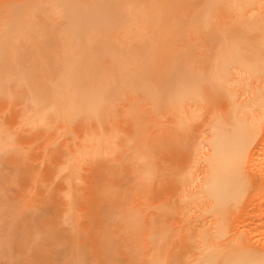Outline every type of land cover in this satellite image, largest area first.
<instances>
[{
  "label": "rangeland",
  "instance_id": "374dc122",
  "mask_svg": "<svg viewBox=\"0 0 264 264\" xmlns=\"http://www.w3.org/2000/svg\"><path fill=\"white\" fill-rule=\"evenodd\" d=\"M19 1L0 0V264L264 261V184L222 206V235L203 191L214 120L236 111L264 147V0H77L95 17L41 6L8 35ZM182 69L201 94L172 109ZM188 141L174 187L170 150Z\"/></svg>",
  "mask_w": 264,
  "mask_h": 264
},
{
  "label": "bare ground",
  "instance_id": "6f19581e",
  "mask_svg": "<svg viewBox=\"0 0 264 264\" xmlns=\"http://www.w3.org/2000/svg\"><path fill=\"white\" fill-rule=\"evenodd\" d=\"M31 1L32 3L19 1L10 4L13 6L11 9H7V11H13V13L7 21L9 30L6 32L8 35L11 32H23L31 20L30 18L36 16V11L43 8L41 6L65 8L68 19L95 17L94 12L90 10H87L85 13L82 11L79 12L80 8L76 4L77 0ZM102 4L105 6L103 11H107L105 9H109V7L106 6V3ZM21 10H28L29 15L17 17L16 13ZM2 38L0 37V85H2V82L4 83L10 80L8 78L9 76L4 72L6 69L4 63L7 57V51H5L6 43L1 41ZM50 57L51 55L46 60L49 61ZM226 70L222 71V76L228 75L227 72L229 71ZM199 77L200 75L193 70L182 69L171 78L169 83L170 88L168 89V102L172 109L176 108L177 105L184 108L189 101L200 97L201 82L198 79ZM39 87L41 86L39 85ZM49 93V97L52 100H56L60 93V86L57 85ZM227 124H230L228 128L226 127ZM210 125L212 127V130L208 133L210 138L206 140L209 153L205 158L208 168L206 176L204 177L203 191L208 198H212L215 201L212 204V209L217 216L214 228L217 230L216 233L222 235L224 234V230H222L224 224H222L219 218L222 206L230 200H236L240 197L244 198L254 187H257L259 184H264V147L263 144H260V141L263 140H260L262 138V129L254 124L251 127H247L243 118H240L236 111L233 112L230 121L214 120ZM261 145L262 148L260 147ZM258 148L262 149L260 153L257 151ZM197 149L198 145L192 141L183 142L171 147L169 162L171 169L175 171L174 176L176 177L171 180L172 186L174 185L175 187L177 182L184 180L185 164L189 162L190 157L196 153ZM256 154H259V156H256ZM262 194H264V188ZM235 240L238 243L244 244L246 238L239 233L230 242ZM244 253L248 255L246 260H240L237 262L238 264H264L261 258L254 255L255 252H249L247 249Z\"/></svg>",
  "mask_w": 264,
  "mask_h": 264
}]
</instances>
